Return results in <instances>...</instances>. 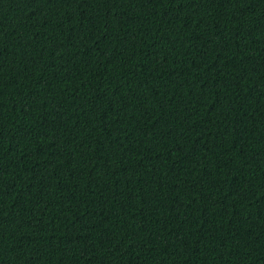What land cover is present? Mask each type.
I'll return each mask as SVG.
<instances>
[{"label": "trees", "instance_id": "16d2710c", "mask_svg": "<svg viewBox=\"0 0 264 264\" xmlns=\"http://www.w3.org/2000/svg\"><path fill=\"white\" fill-rule=\"evenodd\" d=\"M0 264H264V0H0Z\"/></svg>", "mask_w": 264, "mask_h": 264}]
</instances>
